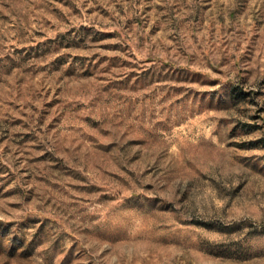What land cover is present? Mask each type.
<instances>
[{
	"label": "rangeland",
	"instance_id": "1",
	"mask_svg": "<svg viewBox=\"0 0 264 264\" xmlns=\"http://www.w3.org/2000/svg\"><path fill=\"white\" fill-rule=\"evenodd\" d=\"M0 264H264V0H0Z\"/></svg>",
	"mask_w": 264,
	"mask_h": 264
}]
</instances>
